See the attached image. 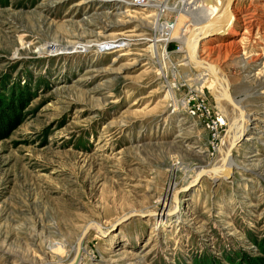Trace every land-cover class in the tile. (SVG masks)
Masks as SVG:
<instances>
[{"label":"rangeland","instance_id":"obj_1","mask_svg":"<svg viewBox=\"0 0 264 264\" xmlns=\"http://www.w3.org/2000/svg\"><path fill=\"white\" fill-rule=\"evenodd\" d=\"M185 1L0 0V264H264V0L199 44L245 123L182 189L228 125L173 38L220 0Z\"/></svg>","mask_w":264,"mask_h":264},{"label":"water","instance_id":"obj_2","mask_svg":"<svg viewBox=\"0 0 264 264\" xmlns=\"http://www.w3.org/2000/svg\"><path fill=\"white\" fill-rule=\"evenodd\" d=\"M214 3H216V0H214ZM234 4V0H221L220 4H218V11L217 14L214 16H211L208 20L197 24L195 26H192L190 32H188L187 37H186V44H185V51L187 54V59H189V63L192 66L198 67L200 71H205L209 73L214 79H215V88H213V91L210 90V94L214 96V98L219 102L222 103L220 105L223 106V111L226 113L227 117V122L228 125L226 127V131L221 139L222 143V149H225V155L223 159V163L221 165H213L208 168H201L199 170V173L193 181L188 183L186 186H184L182 189H188L190 186H195L198 184L203 176H208V172H213L217 174L215 178H212L215 182L219 177H226V169L231 168L232 165L231 163V151L234 145L229 146L228 143V137L230 133L234 129V125L237 123L234 122L235 117H231L234 114L231 113L232 108L236 111L238 109V106L240 110L243 111L241 106L238 104V102L231 96L230 91H229V80L225 74L224 71L219 67V65L206 61L204 59H200L198 56V48L199 44L202 42L204 38H206L209 35H213L216 32L222 31L225 27L227 22L229 21V18L231 16V7ZM221 5L223 6L221 8ZM192 45V50L188 54V47ZM223 99V102H222ZM227 101L231 102L228 104H225ZM244 112V111H243ZM245 115V114H244ZM243 115V116H244ZM230 118V120L228 119ZM244 121V119H243ZM244 124V122H242ZM242 124H238L242 125ZM238 139L236 140L235 143H237ZM228 147L229 151L228 152ZM222 151V150H221ZM178 192V191H177ZM176 192V193H177ZM177 203V200H176ZM149 214H154L153 211H150L148 213H137V212H131V215H149ZM91 223V222H90ZM91 225L87 224V227L83 231L82 237L86 235L88 232L89 228ZM98 231L101 233V229H98ZM81 237V238H82Z\"/></svg>","mask_w":264,"mask_h":264},{"label":"bare ground","instance_id":"obj_3","mask_svg":"<svg viewBox=\"0 0 264 264\" xmlns=\"http://www.w3.org/2000/svg\"><path fill=\"white\" fill-rule=\"evenodd\" d=\"M221 1V0H220ZM199 2H202V0H186L185 1V3L187 4V7H186V9H181L180 11V15H183V16H188V17H193V15H195V14H197V13H202V10L200 9V8H198L196 5H197V3H199ZM196 4V5H195ZM220 4V3H219ZM233 6V5H232ZM165 7V6H164ZM223 6L221 5V8H222ZM183 8V7H182ZM186 10V11H185ZM193 11V12H192ZM217 11H218V5H217V7H216V9L214 10V12L211 14V15H209V16H207V17H204V18H201V20L200 21H198V22H196V23H194V25L193 26H195V25H197V24H200V23H202V22H204V21H206V20H208L211 16H214V15H216L217 14ZM183 12V13H182ZM195 13V14H194ZM231 15H232V7H231ZM205 16V15H204ZM198 17V16H197ZM253 18V17H252ZM230 22H231V16H230V18H229V21L227 22V24H226V27L222 30V31H219V32H216L215 34H213V35H209V36H207V37H212V36H215V35H218V34H221V33H224L225 32V34L226 35H230V34H232V33H234V31H235V28H236V24L235 23H231L230 24ZM187 27H189V26H187ZM186 28V27H185ZM184 28V29H185ZM192 28V27H191ZM191 28L189 29V28H187V29H185L184 31H183V33H179L180 35H178V33L177 32H175L174 33V37L173 38H178L179 39V41L181 42V45H183L184 46V48H185V44H186V37H187V34H188V32H190V30H191ZM188 29H189V31H188ZM177 33V34H176ZM175 36H178V37H175ZM186 36V37H185ZM206 37V38H207ZM192 45H190L189 47H188V54H189V52L192 50V47H191ZM183 53H184V59H187V54H186V51L185 50H183ZM163 57V56H162ZM200 58V57H199ZM200 59H202V58H200ZM187 60H189V59H187ZM190 79V78H189ZM209 80V79H211V80H213V84H214V88H215V79L209 74V73H207V72H203V73H199V74H196V82H197V84H201L202 86L204 85V84H206V80ZM192 80V79H191ZM174 84V83H173ZM231 103V102H230ZM221 106V105H220ZM237 112V111H236ZM238 112L240 113H243V111L242 110H240V108H239V106H238ZM226 115V114H225ZM240 115V114H239ZM227 116V115H226ZM238 119H240V120H234V122H236L237 124H242V118L239 116V117H237ZM245 123V122H244ZM246 125H247V121H246ZM241 128L243 127V124L240 126ZM238 131V129L236 128V125H234V129H233V131L230 133V135H229V137H228V143H229V146H231L232 147V145H236V132ZM247 139V138H246ZM235 143V144H234ZM228 152H230L229 151V147H228ZM225 149L223 150V152H222V156H223V159H224V155H225ZM219 163V162H218ZM223 163V162H222ZM221 163V164H222ZM221 164H219V165H221ZM231 164H233V163H231ZM230 169V168H229ZM228 168L226 169V172L229 170ZM210 173V172H209ZM211 174V176H212V178H213V176H215V175H217V174H215V173H213V172H211L210 173ZM197 177V176H196ZM196 177L194 178V179H196ZM216 177V176H215ZM156 214V213H155ZM159 214H161V215H163V214H165L164 212L163 213H159ZM158 215V214H157ZM80 242H81V238H80V240H79ZM80 242H79V244H80ZM77 250V249H76ZM76 253H77V251H76ZM79 253V252H78ZM78 260V255L76 254V256H75V258L73 259V263L72 264H75L76 263V261Z\"/></svg>","mask_w":264,"mask_h":264},{"label":"trees","instance_id":"obj_4","mask_svg":"<svg viewBox=\"0 0 264 264\" xmlns=\"http://www.w3.org/2000/svg\"><path fill=\"white\" fill-rule=\"evenodd\" d=\"M12 109V108H11ZM9 110V111H13V110ZM4 118L2 119H8L10 118V114H6L4 116H2ZM13 117V116H11ZM10 121V119L8 120H4L3 123L6 124V122L8 123ZM244 256H238L234 261L229 257L227 260L231 263V264H257L256 262H254L252 259H245L243 258ZM238 259V260H237ZM207 264V263H206ZM208 264H223L222 262H215V261H212V262H209Z\"/></svg>","mask_w":264,"mask_h":264},{"label":"built area","instance_id":"obj_5","mask_svg":"<svg viewBox=\"0 0 264 264\" xmlns=\"http://www.w3.org/2000/svg\"><path fill=\"white\" fill-rule=\"evenodd\" d=\"M174 24L172 23V24H165L163 27H164V29L167 31V36H165L164 34H163V39H165V40H168V39H172V38H170L171 36V34H169V31H171V29L174 27L173 26ZM219 120V119H218ZM220 121V120H219Z\"/></svg>","mask_w":264,"mask_h":264}]
</instances>
